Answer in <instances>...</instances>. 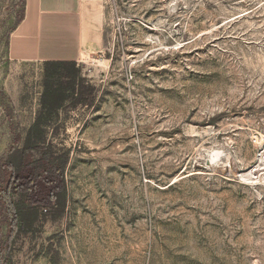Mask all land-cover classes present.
Masks as SVG:
<instances>
[{"label": "rangeland", "instance_id": "obj_1", "mask_svg": "<svg viewBox=\"0 0 264 264\" xmlns=\"http://www.w3.org/2000/svg\"><path fill=\"white\" fill-rule=\"evenodd\" d=\"M98 1L94 99L48 133L66 210L12 263L264 264V0ZM23 7L0 0V187L42 92V66L8 56Z\"/></svg>", "mask_w": 264, "mask_h": 264}, {"label": "trees", "instance_id": "obj_2", "mask_svg": "<svg viewBox=\"0 0 264 264\" xmlns=\"http://www.w3.org/2000/svg\"><path fill=\"white\" fill-rule=\"evenodd\" d=\"M42 73L39 110L22 147L13 149L4 165L0 205L7 232L0 247V264H13L11 253L20 237L38 234L46 221L54 222L64 215L67 157L54 151L48 133L60 111L88 106L94 99L95 89L76 63L44 62Z\"/></svg>", "mask_w": 264, "mask_h": 264}, {"label": "crops", "instance_id": "obj_3", "mask_svg": "<svg viewBox=\"0 0 264 264\" xmlns=\"http://www.w3.org/2000/svg\"><path fill=\"white\" fill-rule=\"evenodd\" d=\"M102 47L98 0H24L22 19L9 36L8 56L16 63L74 62L80 67Z\"/></svg>", "mask_w": 264, "mask_h": 264}, {"label": "bare ground", "instance_id": "obj_4", "mask_svg": "<svg viewBox=\"0 0 264 264\" xmlns=\"http://www.w3.org/2000/svg\"><path fill=\"white\" fill-rule=\"evenodd\" d=\"M220 154L221 153L219 152V150H216V149H212L209 152H207V155H206V161H207V163H209V164L215 163L219 159Z\"/></svg>", "mask_w": 264, "mask_h": 264}]
</instances>
